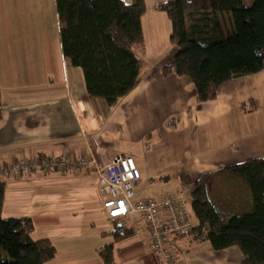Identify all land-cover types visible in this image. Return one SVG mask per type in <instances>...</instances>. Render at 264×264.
<instances>
[{
  "label": "crops",
  "instance_id": "1",
  "mask_svg": "<svg viewBox=\"0 0 264 264\" xmlns=\"http://www.w3.org/2000/svg\"><path fill=\"white\" fill-rule=\"evenodd\" d=\"M164 1L145 0L144 44L134 48L143 64L141 80L111 107L88 94L83 70L65 58L56 0H0L1 215L31 219V237L56 248L46 264H105L99 252L106 245H113L114 264L158 261L138 220L128 226L131 236L115 238L119 222L106 215L93 165L67 174H3L21 159L90 158L106 166L123 154L140 170L138 198L191 193L181 177L209 175V198L225 214L253 208L247 183L224 169L264 158V70L226 82L214 100L200 103L189 77L164 74L174 53L160 50L172 31L169 17L170 30L155 21L164 20ZM229 183L241 192L238 203L222 194ZM179 246L184 264L243 260L238 246L216 251L196 233Z\"/></svg>",
  "mask_w": 264,
  "mask_h": 264
},
{
  "label": "trees",
  "instance_id": "2",
  "mask_svg": "<svg viewBox=\"0 0 264 264\" xmlns=\"http://www.w3.org/2000/svg\"><path fill=\"white\" fill-rule=\"evenodd\" d=\"M61 23L63 54L84 73L88 94L109 106L127 96L141 80L143 64L134 48L144 44L142 17L145 0H56ZM172 25V63L164 74L189 77L200 103L214 100L226 82L264 70V0L247 7L243 0H166L159 5ZM1 119V101H0ZM244 180L253 196V208L225 214L209 198V175L192 186V233L216 251L238 246L241 264H264V158L251 159L224 169ZM5 184L0 180V264H46L56 248L48 239L31 237L29 218L2 219ZM191 233V235H192ZM133 234L116 223V239ZM113 245L99 255L114 264Z\"/></svg>",
  "mask_w": 264,
  "mask_h": 264
},
{
  "label": "built area",
  "instance_id": "3",
  "mask_svg": "<svg viewBox=\"0 0 264 264\" xmlns=\"http://www.w3.org/2000/svg\"><path fill=\"white\" fill-rule=\"evenodd\" d=\"M91 165L98 174L99 192L109 220L125 227L138 220L149 233V251L158 264H184L179 258V242L189 238L194 229L190 191L138 198L136 188L142 176L131 156L119 154L106 166H99L90 158L21 159L5 168L3 174H67Z\"/></svg>",
  "mask_w": 264,
  "mask_h": 264
},
{
  "label": "rangeland",
  "instance_id": "4",
  "mask_svg": "<svg viewBox=\"0 0 264 264\" xmlns=\"http://www.w3.org/2000/svg\"><path fill=\"white\" fill-rule=\"evenodd\" d=\"M243 1L245 2V5L247 7H251L254 4L255 0H243ZM164 16H165L164 20H162L161 17L157 18V16H156V20L155 21L156 22H160V24L163 27V29H166V28L168 29L169 25H170V21H168V16H167L166 13L164 14ZM165 20H166V22H168L167 23L168 25H166L165 22H164V24H162V22L165 21ZM168 30H170V28ZM171 33H172V31H171ZM171 33H169V37L167 38V40L164 41L165 42L164 46H160V50H161L162 54L166 52V54H164V56L169 55L171 53V51H172V48H173V46L171 44V41H170ZM156 56L158 57L157 54H156ZM224 188H225V191L222 192V194L227 195V199L229 201H232L234 199L238 203V200L241 197V192H240L239 188L234 183H229Z\"/></svg>",
  "mask_w": 264,
  "mask_h": 264
}]
</instances>
